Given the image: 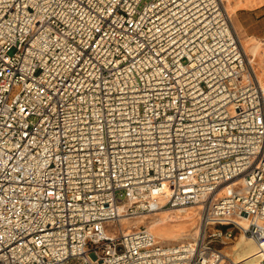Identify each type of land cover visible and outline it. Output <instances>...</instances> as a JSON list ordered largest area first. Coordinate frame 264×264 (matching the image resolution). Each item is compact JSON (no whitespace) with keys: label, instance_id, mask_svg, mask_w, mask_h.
<instances>
[{"label":"built area","instance_id":"obj_1","mask_svg":"<svg viewBox=\"0 0 264 264\" xmlns=\"http://www.w3.org/2000/svg\"><path fill=\"white\" fill-rule=\"evenodd\" d=\"M227 2L0 0V264H240L214 243L264 245V81ZM186 207L192 240L104 229Z\"/></svg>","mask_w":264,"mask_h":264},{"label":"rangeland","instance_id":"obj_2","mask_svg":"<svg viewBox=\"0 0 264 264\" xmlns=\"http://www.w3.org/2000/svg\"><path fill=\"white\" fill-rule=\"evenodd\" d=\"M227 5L232 26L253 64L257 76L264 80V0H230ZM193 210H191L193 213L186 217H183L176 210H171L167 213L168 217L162 220L156 219L158 216H162L160 213L137 216L127 220L121 218L116 222L105 224L104 229L108 235L117 236L120 232L129 229L135 230L139 227H146L162 243L192 240L197 233L198 221L196 210ZM155 219L156 222L151 224ZM240 234L239 230H235L230 241L225 244L216 242L214 245L228 253L232 258L233 249L234 246L238 245Z\"/></svg>","mask_w":264,"mask_h":264},{"label":"bare ground","instance_id":"obj_3","mask_svg":"<svg viewBox=\"0 0 264 264\" xmlns=\"http://www.w3.org/2000/svg\"><path fill=\"white\" fill-rule=\"evenodd\" d=\"M229 1L230 0H228V3L227 4H229ZM227 10H228V8H227ZM193 209L196 210L193 207H186V208L176 209V211H178L183 217H186L190 213L191 214L193 213V212H191V210H193ZM168 211H171V210H169V209H164L163 210L162 209V210L158 211L157 213H160L162 216H158V218H156V219H158V220L161 219L162 220V219L168 217V214H167ZM196 213H197V211H196ZM127 219L128 218H126V217L125 218H122V220H127ZM156 219L153 220L151 222V224H153L154 222H156ZM240 222L243 225L245 224V222H244L243 219ZM196 235H197V233H196ZM262 250L264 251V245L261 246V247H258L251 239H249L247 236H245L244 234L241 233L240 236H239L238 245L234 246L232 258H233V260L236 263H240V264H251V263H253L254 261H256L258 259V256H259V254L261 253ZM225 254L229 255L226 252H225Z\"/></svg>","mask_w":264,"mask_h":264}]
</instances>
